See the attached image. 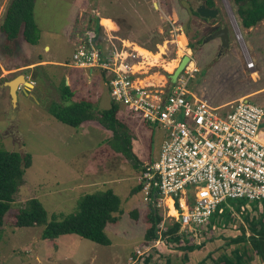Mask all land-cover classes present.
<instances>
[{"label": "rangeland", "instance_id": "1", "mask_svg": "<svg viewBox=\"0 0 264 264\" xmlns=\"http://www.w3.org/2000/svg\"><path fill=\"white\" fill-rule=\"evenodd\" d=\"M10 1L0 0V19ZM202 1L37 0L35 20L40 31L37 46L26 43L23 37L8 46L0 32V150L30 154L33 161L26 170L16 202L24 204L39 199L52 222L75 213L79 200L89 194L112 189L122 199L119 222L107 227L110 246L78 235L45 241L41 238L42 227L15 228L9 215L5 226L0 228V264H213L220 255H229L242 247L243 244L237 245L232 240L242 234L243 226L247 235L251 231L244 215L237 212L226 220L224 227L216 224L212 232L202 230L196 235L187 232L188 243L203 245L192 253L181 249L186 242L174 244L165 238L145 240L146 215L152 205L144 201L142 176L156 162L167 138L166 130L148 125L140 114L124 106L119 114L120 124L116 126L122 138H114V130L98 121L75 128L49 113L55 103L62 104L60 89L65 79L74 93V98L65 105L86 99L92 103L94 114L110 108L109 89L100 70L91 73V69L73 66L76 41L97 34L102 18L108 20L103 23L108 22L109 31L150 47L155 55L161 54L159 63L149 62L148 67L150 74L165 75L167 86L171 84L170 74L181 60L193 56L199 74L191 81V89L206 93L215 105H226L246 95L252 103L264 107V21L246 29L232 0H214L219 11L217 21L229 28L233 50L225 51L219 58V42L213 40L194 54L189 44L204 38L210 23L192 15L189 8L198 10ZM98 42L109 45L104 36ZM40 58L73 67H49L51 73L45 72L48 80L35 91L37 83L32 76L37 71L22 68ZM250 60L254 68L249 67ZM20 75L32 78L28 82L35 89L27 94L22 86L14 106L5 83ZM246 208L250 218L264 214V208L259 207L258 211L252 205ZM136 210L140 212L138 220L132 217ZM250 254L252 264H264L253 252Z\"/></svg>", "mask_w": 264, "mask_h": 264}, {"label": "built area", "instance_id": "2", "mask_svg": "<svg viewBox=\"0 0 264 264\" xmlns=\"http://www.w3.org/2000/svg\"><path fill=\"white\" fill-rule=\"evenodd\" d=\"M98 34L78 46L73 65L108 74L114 100L166 130L157 161L144 174L145 201L191 232L230 202L264 208V107L244 97L226 111L190 97L188 70L166 91L137 84L143 55L134 42L106 53ZM249 67L254 68L252 60Z\"/></svg>", "mask_w": 264, "mask_h": 264}, {"label": "trees", "instance_id": "3", "mask_svg": "<svg viewBox=\"0 0 264 264\" xmlns=\"http://www.w3.org/2000/svg\"><path fill=\"white\" fill-rule=\"evenodd\" d=\"M36 1H10L4 17L0 19V32L5 35L8 46H12L20 37H23L24 41L30 45L37 46L39 44L40 31L35 20ZM232 1L238 8V14L244 28H255L264 21V0ZM206 3L210 7L216 6L214 0H206ZM189 10L192 15L199 16L197 10L194 8ZM97 34L99 38L103 36L101 27L97 28ZM201 42L202 39L198 41V44ZM98 44L101 45V42ZM190 47H194V44H190ZM149 49L152 50L150 47ZM49 67L51 65L39 67L44 72L37 71L32 76L33 81L37 83L35 91L38 87H43L48 80L49 77L45 74L51 73L48 71L50 69ZM53 74L56 78L57 75L55 73ZM60 92L62 104L55 103L49 109V113L59 122L78 128L87 121L95 120L105 125L108 129L114 130V138L123 137L116 128L120 124L118 119L121 109L120 105L113 103L110 109L94 114L92 104L87 100L65 105L74 98V93L70 86L66 85V79L62 82ZM32 164L33 161L30 154L23 156L18 152L0 150V228L5 226V221L10 215L15 228L42 227L43 232L41 238L45 241H55L66 235H78L83 239L90 240L99 245L110 246L112 242L107 234V227L110 224H117L120 220L118 215L122 213V199L114 190L109 189L105 192L86 195L79 200L75 213L63 217L60 221L54 219L52 222H49L48 212L39 199H31L24 204L17 203L15 200L21 186L24 185L26 170ZM231 204L236 206V209L240 211L241 205H235L237 202H232ZM132 217L138 220L140 212L138 210L134 211ZM223 217L226 220L232 219L228 210H226V214ZM244 219L248 224V229L251 231V237L247 238V229L243 226L242 236L233 239L232 242L235 244L244 242L246 244L242 249L243 253L246 252V257H243L239 251H236V259L232 260L225 255L220 258L221 260L218 264H251L252 257L249 254L250 252L258 255L262 262H264V217L251 221L250 217L245 215ZM161 220L162 217L159 211L154 210L149 205L146 215L148 229L145 240L147 242L156 239L157 225ZM179 228L180 225L177 224L171 229L170 234L176 233ZM168 240L173 243H181L180 236H170ZM197 248L200 247L186 245L181 249L193 252Z\"/></svg>", "mask_w": 264, "mask_h": 264}, {"label": "crops", "instance_id": "4", "mask_svg": "<svg viewBox=\"0 0 264 264\" xmlns=\"http://www.w3.org/2000/svg\"><path fill=\"white\" fill-rule=\"evenodd\" d=\"M108 21L106 18H102V20H101V27H103V30H102V33H103V36L105 37V39H106V41H107V43L109 44V45H107V46H104L102 43H101V45H100V48H101V50L103 51V52H107L108 50H110V49H120L121 48V46H122V42L123 41H126V42H134L136 45H137V47L139 48V50H141V51H139L142 55H143V62L142 63H140L137 67H136V70H138V73H137V75H136V78L138 79L137 80V84H140V85H142V86H156V87H159V88H161L162 87V89L163 90H167L168 88H166V86H167V82H166V79H164V78H166L165 77V75H163V76H161V75H154V74H150V68L148 67L149 66V62H150V59H149V56L144 52V51H147V53L148 52H150L151 54H153V55H155L154 53H153V51L152 50H150L148 47H145V46H143V45H140V44H138L136 41H133V40H130V39H127V38H125L124 36H121V35H119L117 32H111V31H109V28H107V25H108V22H107V24H104L103 23V21ZM105 33V34H104ZM101 38V37H100ZM100 38H99V36H98V39L100 40ZM79 40V41H78ZM77 41H76V44H77V47L76 48H78V46H79V44H81V42L83 43L84 41H85V39H82V38H79ZM119 43L117 46H115L114 44H111V43ZM47 47V50H51V48L49 47L48 48V46H46ZM193 48V47H192ZM191 48V49H192ZM77 50V49H76ZM191 59H192V62L190 63V65L189 66H187L186 67V69H185V71L186 70H188V72H189V75H190V81H189V86H188V89H189V91H190V97H192V96H196V97H198V98H200V99H203V100H207L209 103H211L213 106H215V107H220V108H224L226 111H230V110H232L233 109V107L239 102V100H241L242 98H244V97H250V96H246V95H242V97L240 98V99H238V100H235V101H231V102H229V104H226V105H215V104H213L212 103V101L209 99V97L207 96V94L206 93H200L199 91H198V89H191V87H190V83H191V81L192 80H194L195 79V77H196V75L197 74H199V69H198V67L195 65V63L193 62V61H195V60H193L194 59V57L193 56H191ZM149 60V61H148ZM159 63V59H157V61L156 60H153L152 61V64H154V63ZM196 62V61H195ZM47 65H51V67L53 66V67H58V68H68V67H73V66H70V65H67V64H63V63H59V62H56V61H52V60H49V59H45V58H40V59H38V60H36V61H30V63H28V65H25V67L26 68H22V70L23 71H27V72H29V71H34V70H36V71H38V72H44V70L43 69H39V67H41V66H43V67H46ZM197 65H199V64H197ZM145 66V67H144ZM143 67V68H142ZM78 69H81V68H78ZM96 69V68H95ZM95 69H91V73H93L94 72V70ZM209 69V68H208ZM83 70H86V69H83ZM87 70H90V69H87ZM98 70H100V69H98ZM185 71L181 74V76L179 77V80H178V82L180 81V78L184 75V73H185ZM100 73H101V75H102V78L104 79V82H105V84H106V86L108 87V89H109V94H110V100H111V106H112V104L113 103H115V104H117V105H120L121 106V108L124 106V107H128V106H125V105H122L121 103H118V102H116L115 100H114V97H113V95H112V88H111V85H110V82H109V78H108V74L106 73V72H104V71H102V70H100ZM29 76H31L30 74H29ZM159 78V79H158ZM28 80H32V78H30L29 77V79ZM157 80V81H156ZM29 81V82H30ZM177 82V83H178ZM33 83V82H32ZM176 83V84H177ZM176 84H171V85H176ZM35 85V84H34ZM33 89H35V87L34 88H32V87H30V86H25V88H24V90H23V92L24 93H31V91L33 90ZM19 98V97H18ZM86 100V99H85ZM83 101V100H82ZM90 102V101H89ZM91 103V102H90ZM92 104V103H91ZM111 106H110V108H111ZM92 107H93V105H92ZM110 108H108V109H110ZM108 109H106V110H108ZM132 110V109H131ZM133 111V110H132ZM120 112H121V109H120ZM120 112H119V114H120ZM118 119H119V115H118ZM92 121V120H91ZM91 121H87V122H85V123H96V121L95 120H93L92 122ZM85 123H83V124H85ZM97 124V123H96ZM148 124V123H147ZM148 125H150V124H148ZM150 126H157V127H159V128H162L161 126H159V125H150ZM108 129V128H107ZM163 129V128H162ZM261 136L262 137H264V128L262 127V131H261ZM166 141V140H165ZM165 143V142H164ZM164 143H163V145H164ZM163 147V146H162ZM162 150V149H161ZM161 152V151H160ZM160 155V154H159ZM159 157V156H158ZM158 159V158H157ZM157 159H156V161H157ZM147 169V168H146ZM146 169L144 170V174H145V172H146ZM142 180H143V184H144V175L142 176ZM144 201H145V197H144ZM146 202V201H145ZM72 239V238H71Z\"/></svg>", "mask_w": 264, "mask_h": 264}, {"label": "flooded vegetation", "instance_id": "5", "mask_svg": "<svg viewBox=\"0 0 264 264\" xmlns=\"http://www.w3.org/2000/svg\"><path fill=\"white\" fill-rule=\"evenodd\" d=\"M203 6H206L207 8H211V9H216V6L215 7H210V6H208L207 5V3H206V0H204V1H202V4L199 6V8L200 7H203ZM198 8V9H199ZM190 9V8H189ZM190 11V10H189ZM218 15H219V13H218ZM218 15L215 17V18H209V19H205V18H202V20L206 23V24H208V23H210V26H208V28H207V31H208V34L204 37V38H202V42L200 43V44H198V40L196 41V42H194V47H193V52H194V54L196 53V52H198V51H201V49H203V48H205V46H207L209 43H207V44H203V42H204V40L206 39V38H208V37H211V36H213L215 33H217L219 30H221V29H223V28H226L225 26H222V24H220L219 23V21H217L218 19H217V17H218ZM214 22H216V23H214ZM214 23V24H213ZM230 33V32H229ZM230 35V34H229ZM213 41V40H212ZM214 41H218L219 42V51H218V57L219 58H221V57H223L224 56V53H225V51H229V50H233V42H232V39H231V35H230V37H229V42H228V45L227 46H225L224 44H223V42H222V40L221 39H215ZM190 45V44H189ZM190 64V63H189ZM189 66V65H188ZM241 205L240 206V211H238L237 209H236V206H234L233 204H231V202L228 204V206L226 207V210H228V212H230V214H231V216L233 217V215L237 212L238 214H241V215H249V212H248V210H247V208H246V206L245 205H243L242 203H237V204H235V205ZM254 208H255V210L256 211H258L259 210V207H258V205L257 204H253L252 205ZM242 209H244V210H242ZM226 210H224V212H222V213H220V214H218V215H216V216H214V217H212V219L210 220V222L207 224V225H205V226H202V227H199V228H196L195 230H193V231H191V234H194V235H196V233L197 232H201L202 230L203 231H213V227L216 225V224H218L220 227L221 226H225L226 225V219L223 217L225 214H226ZM159 211V213H160V215H161V217H162V220H161V222L157 225V230H156V239L155 240H161V238H165V239H167L168 240V238L170 237V236H180L181 237V243L180 244H182L183 242H186V245H194V246H198V247H200V248H197V249H195L194 251H196V250H200L202 247H203V245H201V244H192V243H188V240H186L185 239V237H188L187 236V231L186 230H183L182 229V226L179 224V223H177V222H172V221H170V220H168L167 218H166V216H165V214H164V211L163 210H158ZM262 213H264L263 211H262ZM262 217H264V214H262L261 215V217L260 218H250L251 219V221H253L254 219H261ZM221 218H224L223 220L221 219ZM180 225V228H179V230L176 232V233H174V234H170V231H171V229L173 228V227H175L176 225ZM240 236H242V234L240 235ZM240 236H238L237 238H239ZM246 236H247V238H250L251 237V234L250 235H247V233H246ZM159 237H160V239H159ZM237 238H234V239H237ZM169 241V240H168ZM171 242V241H170ZM173 243V242H172ZM249 243H250V241H249ZM174 244H178V243H174ZM237 245H240V244H243L242 245V247H238V248H236L231 254H222V255H220L219 256V258H217V259H215L214 260V263L213 264H218V262H220V258L221 257H223V256H228L230 259H232V260H234V259H236V257H235V252L236 251H239V253H240V255H243V257H246V252L245 253H243V251H242V249L244 248V246L246 245L244 242H242V243H236ZM182 248V247H181ZM193 251V252H194ZM137 253V252H136ZM139 253L141 254L142 252H140L139 251ZM190 253H192V252H190ZM250 254V253H249ZM138 257H140L139 256V254L137 255ZM250 256H251V254H250ZM253 256H256V257H258V255H256L255 253H253ZM252 257V256H251ZM253 260V259H252ZM264 263V262H263ZM251 264H252V261H251Z\"/></svg>", "mask_w": 264, "mask_h": 264}, {"label": "water", "instance_id": "6", "mask_svg": "<svg viewBox=\"0 0 264 264\" xmlns=\"http://www.w3.org/2000/svg\"><path fill=\"white\" fill-rule=\"evenodd\" d=\"M157 6V5H156ZM157 8H159L157 6ZM198 14L200 17L205 18V19H209V18H215L219 11L217 9H211V8H207L206 6L200 7L197 10ZM229 28H223L221 30H219L217 33H215L213 36L208 37L204 40L203 44H207L212 40L215 39H221L223 44L225 46L228 45L229 42ZM192 62V59L190 56H185L179 66L176 68V70L174 71L173 74H170V80H171V84H176L179 80V77L181 76V74L185 71L186 67L189 65V63ZM6 86L9 87L10 89V96L12 99V102L14 104V106L17 105L18 102V91L21 89L22 86H30L32 88H34L33 84H31L30 82H28V78L25 75H20L19 77L15 78L14 80L5 83ZM152 207L154 208V210H157L156 207V202L151 203Z\"/></svg>", "mask_w": 264, "mask_h": 264}, {"label": "bare ground", "instance_id": "7", "mask_svg": "<svg viewBox=\"0 0 264 264\" xmlns=\"http://www.w3.org/2000/svg\"><path fill=\"white\" fill-rule=\"evenodd\" d=\"M142 50V49H141ZM141 50H139V51H141ZM163 50V49H162ZM142 52V51H141ZM148 56H149V59H150V63H152V61L153 60H157V59H159V61L161 60V58H162V56H161V54H159V55H153V54H151L150 52H148L147 53V51H144ZM162 53H164V52H162ZM149 61V60H148ZM145 67V66H144ZM138 68V67H137ZM143 68V67H142Z\"/></svg>", "mask_w": 264, "mask_h": 264}, {"label": "clouds", "instance_id": "8", "mask_svg": "<svg viewBox=\"0 0 264 264\" xmlns=\"http://www.w3.org/2000/svg\"><path fill=\"white\" fill-rule=\"evenodd\" d=\"M190 65V64H189Z\"/></svg>", "mask_w": 264, "mask_h": 264}]
</instances>
